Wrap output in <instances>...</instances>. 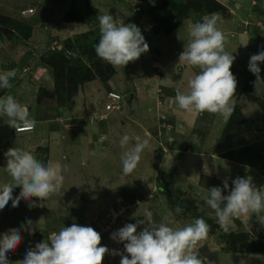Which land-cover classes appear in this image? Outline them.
Returning <instances> with one entry per match:
<instances>
[{
	"label": "rangeland",
	"instance_id": "rangeland-1",
	"mask_svg": "<svg viewBox=\"0 0 264 264\" xmlns=\"http://www.w3.org/2000/svg\"><path fill=\"white\" fill-rule=\"evenodd\" d=\"M220 1L227 3L231 8L230 14L226 16L221 12H214L207 16L216 15V26L227 38L226 51L236 57L230 69L239 87L235 93L236 105L240 107L244 118L249 121L239 133L233 131L226 135L224 130L227 122L222 116L181 110L175 100L176 88L188 92V81L199 72L198 68L180 64L179 54L190 39V27L200 19L183 20L175 33L162 34L157 38L154 35V27L157 24L147 12L151 5L143 0L101 2L97 15L99 17L110 14L118 20H123L125 24L134 23L141 29L149 49L154 53L149 51L142 54L138 60L129 62L125 68H114L111 65L113 70L110 68L109 72L106 71L109 63L99 57L90 62L85 59V55L81 65L74 68L72 64L77 60H73L76 57L81 59L80 55L74 53L75 58L69 63L64 62L66 67L70 65L69 69L74 68L68 75L69 78L71 77L69 83L72 79H79L80 74L76 75V73H82L84 80L81 82L83 84H78L80 87H76L80 93L73 94L69 104L64 103L66 104L64 115H59L62 121L56 122V116L60 113L58 108L60 101L48 90L52 84L39 86L31 81L30 84L34 86H28L30 92H26L25 89L17 91L14 98L26 106L29 117L36 122L35 131L18 134L17 138L11 137L12 127L8 124V117L0 114L4 115L0 117V165L5 161L4 166H6L4 153L8 148H21L32 152L45 164L49 161L58 162L62 166L64 176L63 186L60 192L54 195V201L41 202L42 206L31 209L36 221H42L39 216L43 218L48 214V223H53L49 228L46 218L43 219L44 226L38 228L39 231L35 230L36 234L40 232L42 236L49 235L64 226L69 227L72 225L69 215L74 218V215L82 214L84 217L82 225L92 227L101 234L102 246L110 250L123 251V244L113 241L110 238L111 233L127 223H136L137 220L143 219L147 212L152 213L155 223L163 222L173 228L183 227L196 218H203L210 225L207 239L197 245V253L204 264H214L213 261L217 258L219 264H240L233 254L229 256L231 258L230 260L228 258L229 261L226 257L222 258L221 254L231 251L242 253L246 258L244 264H264V249L259 251L256 249L261 243L264 244V225L259 223L257 217L255 215L241 217L242 219L238 221L240 225L234 219L230 231L225 233L217 223L213 210L205 203L207 189L214 186L222 187L223 180L233 179L232 176L234 177L236 173L238 176L236 175L235 178H251L253 184L264 188V156L257 166L249 167H242L243 163L229 158L234 151L243 146L252 145L258 149L264 146V122L261 119L264 111V63L259 64L261 80L258 82L256 76L248 70L251 55L264 50V43L260 42L262 36L260 30L258 36L260 40L252 35L253 32L257 36V30L249 28L252 22L246 19L247 14L243 16V12H238V6L235 8L237 2L233 6L228 3L229 0ZM164 2V0H155L154 5L160 6ZM70 3L71 0H0V23H7L13 19L20 23L27 22L32 26V35L28 38L18 32H15L16 39L10 41L6 37L2 48L4 52L11 49L14 50L15 55L34 54L35 62L39 63L43 55L52 51L49 49L62 51L60 48L65 47L66 39L79 33L76 31L86 32L89 27L86 22L84 25L75 21L68 22L66 11ZM91 4L96 7L97 3L91 0ZM263 4L264 0H261L259 6L263 7ZM133 7L135 10L143 9L144 12L140 16H145L144 20L138 17L139 14L134 12ZM141 20L153 27L151 29L153 32L150 34L155 36V40H151L148 34H145L140 24ZM220 23L225 24V27L219 25ZM0 28L10 29L14 34V30L5 25L0 24ZM250 35L253 41H244ZM58 55H50L54 64L61 63L58 62ZM53 63L50 62L51 65ZM85 65L90 70H87ZM63 73L67 71L63 70ZM39 78L44 80L43 75L39 74L35 81H39ZM63 81L70 90L68 79L65 78ZM248 84H253L251 89L253 91L250 92L258 100L250 96L249 90H244V86ZM53 87L51 86V89ZM112 91L116 92L119 98L112 100L109 95ZM98 111L102 113L98 114ZM135 114H137L138 126L137 124L129 126L128 121ZM107 115L109 117H106ZM4 117L5 119H2ZM104 117L107 120H104ZM111 117L121 123L120 125H126L125 128L121 126L123 128L121 134L118 133L117 125L112 122ZM106 121L110 124L102 130L100 124ZM254 121L262 127L258 130L253 129ZM167 123L171 128L167 129ZM78 128L83 132V144L77 139L80 133L76 132ZM54 129H62L63 137L60 141L65 146L61 147V150L66 148L59 160H56L57 157L46 149V145H49L48 134ZM125 134L129 135L131 140L129 145L122 148L120 140ZM6 139L10 142L8 146L1 141ZM15 139H18L16 145L12 143ZM144 139L149 140V147L142 152L135 171L125 175L121 163L122 154L136 141ZM163 146L165 150L176 146L175 151L182 161L181 165L169 164L161 157L155 158L153 150L162 149ZM189 147L193 151L190 153L187 150L185 153ZM105 148L109 151L102 155L101 160L99 152H103ZM161 165L174 168L166 170ZM193 165L194 171L197 169L195 173L190 171ZM204 166L208 167L209 171L204 172ZM4 172L6 175L3 174ZM4 177L8 179L6 183L11 182L6 168L0 169V181L3 182ZM168 189L172 190L170 195L167 193ZM20 190L19 187L15 188L13 195ZM116 191L118 193H115ZM224 194H227V190ZM178 197L183 201H177ZM11 206L8 205L6 209ZM177 207L182 211L177 213ZM46 209L48 213L45 212ZM53 212L55 215H52ZM14 213L13 207L11 211L5 213L7 228L9 226L15 228ZM143 227L144 225H141L138 231ZM210 246L216 253H221L217 254L216 258L213 253L214 257L211 261L203 258L204 255L211 254ZM256 256L261 258L258 259ZM120 259V256L106 255L103 264H120Z\"/></svg>",
	"mask_w": 264,
	"mask_h": 264
},
{
	"label": "clouds",
	"instance_id": "clouds-1",
	"mask_svg": "<svg viewBox=\"0 0 264 264\" xmlns=\"http://www.w3.org/2000/svg\"><path fill=\"white\" fill-rule=\"evenodd\" d=\"M149 2L154 6L155 0ZM132 9L136 13L143 10H135V7ZM98 21L100 38L95 52L114 68H125L129 62L138 60L149 51L141 29L134 23L125 24L123 20L110 14L99 16ZM216 25L217 17L213 14L211 17L205 16L202 21L190 27V39L179 54V63L198 68L199 72L188 81V92L176 88L175 100L181 110L219 114L227 122L236 108L238 82L230 70L236 57L226 51L227 38ZM6 30L10 29L1 28L3 35L8 37ZM49 50L57 51L55 48ZM65 53L66 57L75 58L72 50L66 49ZM260 63H264V50L251 55L248 64V70L256 76L257 82L261 80ZM25 72H31L30 67L25 68ZM16 75L14 69L0 72V88H11V81ZM99 112L102 113H97ZM0 114L8 117V124L14 127L16 135L35 131L36 122L29 117L26 106L11 95L0 97ZM103 119L107 120L105 117ZM56 121H62L61 117L56 116ZM21 126L34 129L18 132L17 127ZM168 127L167 123V129ZM77 132H80L77 138H81L80 143L83 144V132L80 128ZM130 140L129 135H123L121 147L129 145ZM148 147V139L136 141L122 154L121 163L125 175L135 171L142 152ZM4 155L11 182L0 185V210L5 209L9 203L18 208L22 200L28 202L29 208L42 206V203L37 204L32 198L36 197L43 202L61 190L64 176L58 162L49 161L45 164L32 152L21 148L10 147ZM206 171L209 169L204 166V172ZM17 187L21 188V192L14 196L13 190ZM205 203L213 210L217 223L225 233L230 231L234 219L250 214H255L259 223L264 225V188L253 184L251 178L237 177L232 180V187H229L228 178H225L223 187L207 189ZM181 211V208H176L177 213ZM141 225L144 227L138 231ZM34 230L33 221L27 219L20 228L9 229L0 234V264H12L8 254L21 244V233L27 231L33 234ZM209 231L210 225L203 218H196L186 226L173 228L163 222L155 223L152 213L147 212L143 219L127 223L111 233L113 241L123 244V251H119L102 246L101 234L94 228L73 223L51 234L47 240L29 247L24 259L15 264H103L106 255L120 256V264H204L196 248L201 241L207 239ZM240 264H244V261L241 260Z\"/></svg>",
	"mask_w": 264,
	"mask_h": 264
},
{
	"label": "trees",
	"instance_id": "trees-1",
	"mask_svg": "<svg viewBox=\"0 0 264 264\" xmlns=\"http://www.w3.org/2000/svg\"><path fill=\"white\" fill-rule=\"evenodd\" d=\"M143 1H145L146 4L151 5L150 7H148L147 12L151 16L152 20L156 22L155 24H157L154 27L155 35L175 33L178 27L182 24L183 20H189V19L196 20L197 18H199L200 20H196V21L200 22L205 16L212 14L214 12H221L226 16L230 14L229 12H231V8H229L227 4L221 2L220 0H164L165 2L160 6H157V5L153 6V4L149 2V0H143ZM66 12H67L66 16H67L68 22L75 21L76 23H79L80 25H84V22H86V24L89 27L87 31L84 32L80 30L79 26H77V28L80 31H76V32H79V33H75L74 37L66 39V43H65L66 45H65V48L62 49V51L60 52L50 51L47 54L43 55L40 60V62L42 63L44 62L54 67L53 69H54L55 87L52 89L49 88L48 90L50 91V94H55L56 97L59 99L60 104L58 108H60L61 112L65 110L66 104L64 105V103L69 104L72 97L79 92L77 88L80 87L81 84H83L81 82L84 80V76L82 73H76V75L80 74L79 79H72L71 83H69V80L71 77L69 78L68 75L71 74L70 72L76 66L81 65L82 63L81 60L84 59V55H85V59H87L90 62H93L96 57L98 58L95 52V46L99 42V38H100L99 21H98V15H97L98 8L94 7L91 4V0H71L70 7ZM143 12L144 11L139 12L138 13L139 16ZM0 24L5 25L6 27L14 30V34L11 39H14V38L16 39L15 32H18L19 34L24 35L25 38H28L29 36L32 35V28H31L32 26L29 25L27 22L20 23L19 21L11 19L7 23H0ZM0 35H2L1 32H0ZM66 49L72 50L74 53H77L78 55H80V58H81L79 59L76 57V59L73 60V61L75 60L77 61H75L72 64L74 66V68L72 69H69L70 65H68L67 67L64 65V62L68 61L69 63L70 60L72 59V58L66 57V53H65ZM52 54H57V55L59 54L58 55L59 58L57 59H58V62H61V63L54 64L51 61L52 58L50 55ZM27 58H28V55H27ZM27 58L25 59L26 61H27ZM26 61L24 62V64H21V65H25ZM50 62L53 63V65H51ZM110 66L111 65L108 64V67H106V71L109 72L111 68ZM84 67L87 70H90L89 67H87L86 65ZM63 70H65V72L67 71V73L62 74ZM103 75L104 74L102 72V76ZM65 78L68 79V83L71 85L70 90L67 89V86L65 85L66 83L63 81V79ZM26 84L27 86H34V85H31L29 82L23 81V87ZM252 86L253 84L245 85L244 90H249L250 96L253 99L258 100V98L254 94H252V92H250V91H253L251 90L253 89ZM237 88L239 89V87ZM59 89L61 90L60 92H59ZM25 90L27 92H30L29 87H26ZM12 94L13 92L10 91L9 95H12ZM263 109H264V105H263ZM261 119L264 122V111H263V115L261 116ZM247 123H249V121L244 118L240 107L236 105L234 114L231 116V118L226 123L224 133H226V135L231 134L233 131H236L239 133L240 129H242V127ZM253 124H254L253 129L258 130L262 127V125L257 124L256 121H254ZM263 127H264V124H263ZM7 135H9V133ZM10 136L11 137L16 136V132L13 127L10 129ZM77 139H80L81 141V138H77ZM1 141L3 142V144L7 143L6 146L10 144V142L7 139L1 140ZM16 142H17L16 140L12 141L14 145L18 143ZM48 148L49 147L46 146V149ZM263 156H264V146L258 149V147L250 145V146H243L240 149H237L236 151L232 153V155L229 156V158L235 159V161L243 163L244 165H247V166H257L259 164L258 162L262 160ZM3 165H5V161ZM171 191L172 190L168 189L167 193L170 195ZM177 201H183V200H181L178 197ZM235 237H238V235L237 236L235 235ZM256 249L258 251L261 249L263 250L264 244L261 243L258 247H256Z\"/></svg>",
	"mask_w": 264,
	"mask_h": 264
},
{
	"label": "crops",
	"instance_id": "crops-1",
	"mask_svg": "<svg viewBox=\"0 0 264 264\" xmlns=\"http://www.w3.org/2000/svg\"><path fill=\"white\" fill-rule=\"evenodd\" d=\"M107 1L108 0H103V1L102 0H94L95 4L97 3L96 4V7L97 8H99L101 2L102 3L103 2L107 3ZM260 1L261 0H229L228 3H230L233 6L235 5V2L238 3L235 8H237V6H238V10H239L238 12H240V13L243 12L242 13L243 16L245 14H247L246 15V19H249L252 22V25H250L251 27L249 26V28H251V29L255 28V29H253L254 31L257 30L256 31L257 32V36L253 32H252V35H254L255 37H257L258 40H260V38H261L260 42L264 43V35H263L264 34V4H263V7H260L259 6ZM225 4H227V3H225ZM138 17H140V18H142L144 20V17L145 16H138ZM251 22H248V24H250ZM140 24H141V26H143L144 31H145V34H148V36L151 38V40H155V36L157 38H160V36H162V35H155V33H154L155 36L154 35L152 36L150 33L153 32V30H151L152 28L150 27V24H148V23L146 24V22H143L142 20L140 21ZM219 25H224L223 27H225V24H223V23L222 24L220 23ZM256 25H257V27H256ZM258 25H260L261 27L259 28ZM148 27H150L149 30H146V28H148ZM259 30H260V33L262 35L260 38L258 37L259 34H260L259 33ZM0 32L2 33L1 28H0ZM2 35H3V33H2ZM2 35H0V72H4V71H7V70H13L14 69V70H16L17 75H16V78L11 81V84H12V87L11 88H8V89H2V88H0V97L8 96L10 91L13 92V94L11 96L16 97L15 94H17V91L18 90L23 91L26 87H28L27 86L28 83L23 87V81L29 82V83L31 81H34L39 86H47V84H52L51 86L53 87L54 86V69L52 68V66H50L49 64H46L44 62L43 63L42 62L36 63L35 62V59H34V56H33L34 54L29 55L28 58H27V55H21V56L18 55V54L15 55L14 50L12 51L11 49L9 51H7V52H4V49H2V48H4V41L6 39V36H4V35L2 36ZM252 35H250L248 38H246L247 40H244V41H250V40L253 41ZM12 36L11 37H7V40H10V41L13 40V39H11ZM254 41H255V38H254ZM149 51H148L149 53H154V51L152 49H149ZM12 53H13V55H12ZM26 58H27V61L25 60ZM25 61H26L25 65H21V64H24ZM27 67H30L31 72H25L24 73V69L27 68ZM39 74H42L43 75L44 80L42 78L41 79L39 78L40 79L39 81H35V79L37 78V75H39ZM51 86L50 87L48 86V87L51 88ZM151 96L153 98L155 97L153 95H151ZM64 112L65 111H62V112L60 111V113L58 114V116L59 115H64ZM3 116L4 115H0V117H3ZM136 116H137V114H135L134 117L131 118L128 121L129 126H130V124L131 125L133 124L134 126L137 124V126H138ZM111 118H112L111 119L112 122L117 125V128L116 129L119 130L118 133L121 134V130L123 128H125L126 125H120L121 123L117 122V120H115L113 117H111ZM146 118L148 120H150L147 116H146ZM2 119H5V117L2 118ZM56 122H58V121H56ZM107 122L108 121L100 124V128L102 130H104L107 127V124H110L109 122L108 123ZM160 123H162L161 120H160ZM121 126H123V128H121ZM76 132H77V130H76ZM48 135H49V141H48L49 142V145H48L49 146V150L48 151L50 153H52L54 156L57 157L56 160H59V158L62 157V155H64L63 152L66 151V148H64L63 150H61V147L65 146L60 141L61 138L63 137L62 129L61 130L54 129ZM17 136H19V135H16V138H17ZM15 140L18 142V139H15ZM174 144L175 145H179V143H174ZM175 148H176V146H173V148H170V149L165 150V147L163 146L162 149H156V150H153V152L156 155L155 158L161 157L162 160L163 159L167 160V162L169 164H172V165L178 164V166H179V164L181 165L182 161L177 157V153L175 151ZM190 149H191L190 147L187 148L185 150V153H187V150L191 153L193 151V149L192 150H190ZM53 150H54V152H53ZM162 150L163 151H167V152H163ZM106 151H109V150L105 148L103 150V152H99V155H101V157H100L101 160H102V155L104 153H107ZM163 153H164V155H162ZM185 155H187V154H185ZM100 162H102V161H100ZM192 164H193V162H192ZM239 165H241V164H239ZM161 166L164 167L163 165H161ZM241 166L242 167H249L247 165H245V166L244 165H241ZM194 167L195 166L193 165L192 168H190L191 173L197 172V169H195V171H194ZM236 167H237L236 170H238L239 169L238 164H236ZM2 168H6V166L0 165V169L1 170H2ZM164 168H166V170H171L174 167H170V168L164 167ZM3 174L6 175L5 172ZM236 175L238 176V173H236L234 175V177L232 176L233 179H231V178L228 179V182L230 181L229 182V187H232V180L235 179V176ZM188 177L189 178L190 177L192 178V176H188ZM2 179L4 181L3 182L0 181V185H3L4 183L8 182L7 177H4ZM222 187H223V182H222ZM20 192H21V190L16 195H14V196H18L20 194ZM115 193H118V191H116ZM53 198H54V195L52 197H50L49 199L45 200V201L52 202V201H54ZM32 199L35 200L37 202V204H40L41 203V201H39V199L36 198V197H33ZM45 201H43V202H45ZM9 205H11V203H9ZM11 208H12V206L8 210L6 208L3 209V210H0V234H3L5 232H7L9 229H13V226L12 227L9 226L7 228L6 219H5V213H6V211H8V212L11 211ZM33 208H35V207L29 208L28 202L23 201V200L21 201L20 206L18 208H14L13 207L14 212H15L14 213L15 214V216H14V219H15V223H14L15 229L20 228L21 224L26 223L27 219H31L33 221L34 229L37 230V231H39L38 228L44 226V220L43 219L46 218V220H47L48 219L47 217L49 215L47 214V215L43 216V218H40V216H39V219H42V221H39V220L36 221L34 219V214L31 213V211H32L31 209H33ZM47 211L48 210L46 209L45 212H47ZM18 213H20V215H18ZM52 215H55V212H53ZM253 215H255V214H250L249 217H253ZM69 216H70L69 219H71L72 224L73 223L77 224V222H78L77 225L84 226V225H82V223H84V217H83L82 214H78L76 216L74 215V218H72L71 215H69ZM241 219L240 218L235 219L238 225H240L238 221L241 220ZM51 222H53L52 219H51ZM46 224H47V227H49V228L52 227V225H53V223H51V224L48 223V220H47V223ZM35 230H34V233L33 234H29L27 231H23L21 233L23 239H22L21 244L15 250L16 256L12 260V264H15L16 261L23 260L24 257H25V254H26V250L29 247H34L36 243L41 242L43 240H47L48 239V236H50L53 233H57L58 232L56 230V231L51 232L49 235H46L45 234L44 236H42V235H40V232L39 233L37 232V234H36ZM197 248H196V251H197ZM210 250L211 251H209V252L211 254L210 255L207 254L208 256L207 255H204L203 258L204 259H209L211 261L212 257L215 256V258H216V255L219 254V253H216L215 252V249L212 250V247L210 248ZM220 252H222V251H220ZM213 253H214V256H213ZM232 254H233L234 258H237V262L238 261L241 262V260H243V261L246 260V258L244 257V255L242 253H233L231 251L230 253H223L221 255H222V258L223 257H226L227 258V261H229L231 259L229 256L232 255ZM228 258H229V260H228ZM214 261H213L214 264L215 263L216 264H219L218 263V258L216 260H214ZM236 264H238V263H236Z\"/></svg>",
	"mask_w": 264,
	"mask_h": 264
},
{
	"label": "built area",
	"instance_id": "built-area-1",
	"mask_svg": "<svg viewBox=\"0 0 264 264\" xmlns=\"http://www.w3.org/2000/svg\"><path fill=\"white\" fill-rule=\"evenodd\" d=\"M140 9V8H139ZM138 9V10H139ZM109 95H110V97H111V99L113 100V98H119V95L116 93V92H109ZM34 128H31V129H29V128H26V127H23V126H21V127H17V131L18 132H22V131H32ZM15 254H16V252L15 251H13V252H11V253H9L8 254V258H9V260L12 262V260H13V258H14V256H15Z\"/></svg>",
	"mask_w": 264,
	"mask_h": 264
},
{
	"label": "water",
	"instance_id": "water-1",
	"mask_svg": "<svg viewBox=\"0 0 264 264\" xmlns=\"http://www.w3.org/2000/svg\"><path fill=\"white\" fill-rule=\"evenodd\" d=\"M11 33H12V32H11L10 30H6V31H5V34H6L8 37L11 36Z\"/></svg>",
	"mask_w": 264,
	"mask_h": 264
}]
</instances>
